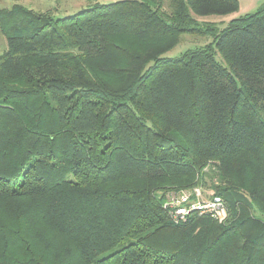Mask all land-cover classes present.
<instances>
[{"label": "trees", "instance_id": "obj_1", "mask_svg": "<svg viewBox=\"0 0 264 264\" xmlns=\"http://www.w3.org/2000/svg\"><path fill=\"white\" fill-rule=\"evenodd\" d=\"M239 9L0 7V264H264V6L201 20ZM184 34L213 40L164 58ZM208 168L227 220L175 223Z\"/></svg>", "mask_w": 264, "mask_h": 264}, {"label": "rangeland", "instance_id": "obj_2", "mask_svg": "<svg viewBox=\"0 0 264 264\" xmlns=\"http://www.w3.org/2000/svg\"><path fill=\"white\" fill-rule=\"evenodd\" d=\"M123 0H0V7L11 9L15 5H22L36 12L50 11L55 18H65L73 16L83 10L93 7L95 4H111ZM168 0H165L167 3ZM239 12L224 16L206 17L204 20L214 23L217 28L225 27L232 19L246 14H253L262 6L264 0H238ZM212 36H199L192 34H184L181 36L180 43L167 53L164 58L176 59L181 57L185 52L204 47L212 42ZM6 50L5 38L0 35V54ZM218 62L223 63L220 54L216 55ZM216 184L215 170L208 168L204 177L200 179L198 185L193 188L177 191H169L166 194V202H176L181 207H192L199 203L207 202L216 195L214 186Z\"/></svg>", "mask_w": 264, "mask_h": 264}, {"label": "built area", "instance_id": "obj_3", "mask_svg": "<svg viewBox=\"0 0 264 264\" xmlns=\"http://www.w3.org/2000/svg\"><path fill=\"white\" fill-rule=\"evenodd\" d=\"M164 207L170 210V215L175 223L185 222L193 212L198 216L210 217L219 223H225L228 218L227 207L221 197L218 196L189 208L181 207L174 201L166 202Z\"/></svg>", "mask_w": 264, "mask_h": 264}]
</instances>
